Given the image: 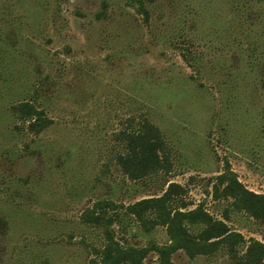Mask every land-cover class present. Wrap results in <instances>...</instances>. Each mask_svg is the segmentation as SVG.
I'll return each mask as SVG.
<instances>
[{
	"label": "rangeland",
	"instance_id": "1",
	"mask_svg": "<svg viewBox=\"0 0 264 264\" xmlns=\"http://www.w3.org/2000/svg\"><path fill=\"white\" fill-rule=\"evenodd\" d=\"M144 2L148 22L127 0H0V264H87L103 240L81 218L99 201L123 217L112 226L122 245H162L165 227L123 214L170 183L186 209L264 241V225L214 191L231 175L264 195V0H246L242 15V0ZM22 101L51 121L36 136L11 114ZM144 117L171 170L131 181L116 135ZM172 262L228 257L178 251Z\"/></svg>",
	"mask_w": 264,
	"mask_h": 264
},
{
	"label": "trees",
	"instance_id": "2",
	"mask_svg": "<svg viewBox=\"0 0 264 264\" xmlns=\"http://www.w3.org/2000/svg\"><path fill=\"white\" fill-rule=\"evenodd\" d=\"M127 1L148 22L149 11L144 0ZM242 1L238 15L243 14L247 4L246 0ZM10 111L15 121L26 126L25 131L34 136L51 124L45 112L30 101L11 105ZM116 139L123 148V153L117 155L116 164L129 180L170 172V150L161 131L148 118H142L133 130L119 132ZM219 188L221 197L230 200L237 211L264 225V195L248 191L231 175L217 177L215 193ZM180 192L178 185L170 183L160 196L124 208L123 216L139 223L145 230L165 227L168 241L162 245L152 243L143 248L124 246L115 238L112 228L124 221L122 216L114 214L115 204L99 201L87 209L81 218L83 223L98 230L103 240L99 248H92L93 257L87 264H145L149 253L156 255L157 264H173L172 256L178 251L194 259L211 256L220 250L228 257V264H264V241H245L242 235L227 226L226 221L214 219L201 207L186 209L185 204L178 203ZM109 211L113 213L109 214ZM239 247L244 248L242 253Z\"/></svg>",
	"mask_w": 264,
	"mask_h": 264
}]
</instances>
